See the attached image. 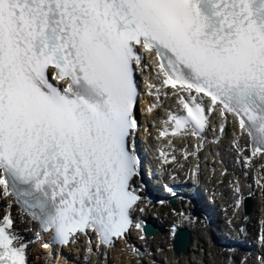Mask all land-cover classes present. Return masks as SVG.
Masks as SVG:
<instances>
[{
  "label": "snow or ice",
  "instance_id": "obj_1",
  "mask_svg": "<svg viewBox=\"0 0 264 264\" xmlns=\"http://www.w3.org/2000/svg\"><path fill=\"white\" fill-rule=\"evenodd\" d=\"M142 96L162 165L184 169L177 151L196 156L208 132L219 144L231 119L235 162L255 168L264 160V0H0V264H31L14 204L62 246L83 239L96 253L133 229L145 239ZM189 136L196 151L178 149ZM200 170L198 161L188 169L194 181ZM255 183L264 190V163ZM228 187L239 207V181Z\"/></svg>",
  "mask_w": 264,
  "mask_h": 264
},
{
  "label": "bare ground",
  "instance_id": "obj_2",
  "mask_svg": "<svg viewBox=\"0 0 264 264\" xmlns=\"http://www.w3.org/2000/svg\"><path fill=\"white\" fill-rule=\"evenodd\" d=\"M150 101L151 100L146 97L141 103V108H146ZM152 117L153 116L150 114H144L145 121L150 120ZM153 125L154 124L149 125L148 130L156 134V129ZM232 132L233 126L229 121L227 133L222 136L221 142L219 144L212 142L207 143L206 148L209 149L211 153L215 151L212 155H208L202 159L200 171L203 174V178L208 183L210 194L214 198L216 213L219 211V215L222 217L218 218V225H221L225 235L234 236L233 238L224 239L236 240L237 244H243L244 241L243 246L254 247L253 254H250V256L246 257L247 259L245 261L238 264H260V258L264 256V245L256 244V236H259L261 234V229L264 228V224L261 223V221H264V190L255 183L256 177L252 182L245 181V175H243L245 171H247L248 174L250 171H257V158L255 160V168L252 169H245L242 164L235 162V153L231 150ZM241 143L243 144L242 140ZM187 149H189V147ZM178 157L181 163H184V169H179L175 164L171 166L160 164L168 171L171 170L169 172H177V177L187 179L191 175L188 169L196 162L197 157L190 156L187 161L183 160L181 153ZM225 168L227 169V174L221 176V172ZM229 181H239L242 192L253 195L255 200L248 215L242 212L240 206L237 207L236 210L233 209L231 190L228 187ZM3 206V202H0V208H3ZM142 207L146 208V212L143 215L154 219L160 225V231L155 235H147L144 240L139 239L137 230H133L131 233V237L135 243L141 244L145 248L148 245V249L150 248L151 253L143 252L141 256L142 264L149 258H153L154 262L157 264L161 262H163V264H194L195 257H199L200 261H203L204 264H233V262L236 261L235 255L232 253V246H229L228 250L227 247L218 244V241H221L223 238L214 233L211 223L204 217L206 214L200 212V208L197 207L195 203L180 201L176 206H169L157 202L153 206L143 205ZM173 209L184 212L189 219L185 220L182 217L174 215ZM223 217L225 219H223ZM227 217L230 219V223L225 221ZM17 218V226L31 232L32 226L30 223L20 216ZM174 220L191 226V247L187 254L174 253L172 251L170 237L167 235V230L164 229V225ZM242 227L245 228L244 234L242 232L240 233L239 230ZM253 239L255 241H253ZM83 244L80 245L75 243L71 246L72 250L79 251L77 259L72 260L69 257H63L62 255L67 251L64 249L61 256L56 255L52 258L51 262H48L45 259L49 256V248H44V244L40 242H32L29 246L31 264H140L137 260L139 256L133 254L130 247L126 245L123 239L119 240L112 249L108 247L101 248L100 251L97 252L99 253V260L96 263H94V258L90 260L86 259L88 253ZM116 248L120 250L119 255L116 253ZM138 248L143 249L142 247ZM243 256H247V253H243ZM88 261L90 262L87 263Z\"/></svg>",
  "mask_w": 264,
  "mask_h": 264
},
{
  "label": "water",
  "instance_id": "obj_3",
  "mask_svg": "<svg viewBox=\"0 0 264 264\" xmlns=\"http://www.w3.org/2000/svg\"><path fill=\"white\" fill-rule=\"evenodd\" d=\"M173 198L170 199V202H173ZM250 208V200L248 197L245 199V209L246 211ZM146 231L150 233H155L158 230V226L151 222L150 220H146L145 223ZM190 240V232L188 228L181 227L177 231V237H173V248L176 252L182 251L183 253H186L189 249L188 242Z\"/></svg>",
  "mask_w": 264,
  "mask_h": 264
}]
</instances>
